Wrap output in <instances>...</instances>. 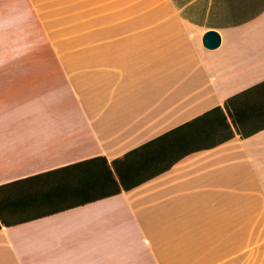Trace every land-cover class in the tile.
I'll use <instances>...</instances> for the list:
<instances>
[{"label": "crops", "instance_id": "crops-1", "mask_svg": "<svg viewBox=\"0 0 264 264\" xmlns=\"http://www.w3.org/2000/svg\"><path fill=\"white\" fill-rule=\"evenodd\" d=\"M263 80L264 0H0V264H264V128L141 161L112 195L29 219L3 205Z\"/></svg>", "mask_w": 264, "mask_h": 264}, {"label": "trees", "instance_id": "trees-1", "mask_svg": "<svg viewBox=\"0 0 264 264\" xmlns=\"http://www.w3.org/2000/svg\"><path fill=\"white\" fill-rule=\"evenodd\" d=\"M262 128L264 80L228 96L221 105L178 124L110 163L103 157H94L20 180L17 183L25 198L6 195L3 205L11 211L26 210L23 219H29L56 211L59 205H75L112 195L144 180L136 177L141 161L166 160L149 173L155 174L188 153L230 139L234 132L244 138ZM157 142L165 145H156ZM141 151L145 152L143 156L138 155Z\"/></svg>", "mask_w": 264, "mask_h": 264}, {"label": "water", "instance_id": "water-1", "mask_svg": "<svg viewBox=\"0 0 264 264\" xmlns=\"http://www.w3.org/2000/svg\"><path fill=\"white\" fill-rule=\"evenodd\" d=\"M219 41V34L214 30L204 31L200 38L201 45L206 49H213L217 47Z\"/></svg>", "mask_w": 264, "mask_h": 264}, {"label": "rangeland", "instance_id": "rangeland-1", "mask_svg": "<svg viewBox=\"0 0 264 264\" xmlns=\"http://www.w3.org/2000/svg\"><path fill=\"white\" fill-rule=\"evenodd\" d=\"M248 185V184H247ZM260 185H262V183H260Z\"/></svg>", "mask_w": 264, "mask_h": 264}]
</instances>
